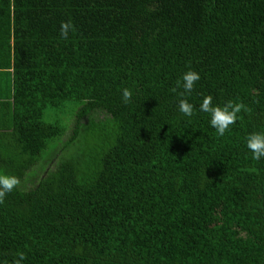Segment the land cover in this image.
Here are the masks:
<instances>
[{
  "label": "trees",
  "instance_id": "obj_1",
  "mask_svg": "<svg viewBox=\"0 0 264 264\" xmlns=\"http://www.w3.org/2000/svg\"><path fill=\"white\" fill-rule=\"evenodd\" d=\"M208 95L247 109L223 136ZM255 132L264 0H0V173L19 179L0 203L7 264H264Z\"/></svg>",
  "mask_w": 264,
  "mask_h": 264
},
{
  "label": "clouds",
  "instance_id": "obj_2",
  "mask_svg": "<svg viewBox=\"0 0 264 264\" xmlns=\"http://www.w3.org/2000/svg\"><path fill=\"white\" fill-rule=\"evenodd\" d=\"M73 24L71 21L61 22L60 37L67 38L72 31ZM200 80L198 72L193 70L185 71L176 81V87L182 89L177 101V110L185 117L194 115V106L188 102L187 97L192 93L196 82ZM133 96L132 90L128 88L121 89V100L124 104H129ZM211 95L204 96L199 104V111L207 113L210 117L209 125L214 128L218 136H223L229 127L238 119V114L242 110H247L242 103H234L232 100L227 101L222 107L213 105ZM246 148L251 152V158L255 161L264 159V132H255L246 137ZM19 184V179L14 175L0 173V203L4 201L6 195L14 190ZM26 257L23 252H17L13 258L12 264H23ZM0 264H7V261L0 260Z\"/></svg>",
  "mask_w": 264,
  "mask_h": 264
},
{
  "label": "rangeland",
  "instance_id": "obj_3",
  "mask_svg": "<svg viewBox=\"0 0 264 264\" xmlns=\"http://www.w3.org/2000/svg\"><path fill=\"white\" fill-rule=\"evenodd\" d=\"M70 112V104H68L62 111V113L60 114L59 118L63 121L64 123V118L66 117V114ZM52 122L55 121V119L57 118L56 117V114H51V116L49 117ZM67 125H68V131H67V134H66V138L67 139H63V140H68L69 137L72 135V123H71V119L69 118L68 121H67Z\"/></svg>",
  "mask_w": 264,
  "mask_h": 264
}]
</instances>
